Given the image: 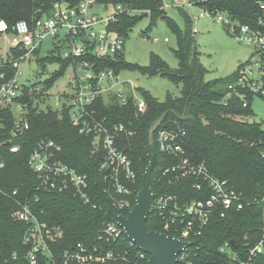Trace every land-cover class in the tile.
Instances as JSON below:
<instances>
[{
  "label": "built area",
  "instance_id": "built-area-1",
  "mask_svg": "<svg viewBox=\"0 0 264 264\" xmlns=\"http://www.w3.org/2000/svg\"><path fill=\"white\" fill-rule=\"evenodd\" d=\"M255 1L258 13L252 16L251 22H242L229 11L200 7L199 14V17L221 23L237 42L254 48L251 58L239 66L235 81L228 86L229 97L240 98L243 107L250 104L249 94L264 98V0ZM97 3V0H81L76 5H70L65 1H56L50 15L40 17L32 24L20 20L12 29L6 20L0 19V37H4L10 47L7 52L0 51V66L11 65L13 69L11 76L7 75L5 69L0 73L3 80L0 86V110L7 109L14 116L13 137L30 128L28 100L37 111L67 110L79 133L86 137L93 136L91 154L101 156L99 169L103 175L104 193L110 204L105 215L111 209L127 216L136 204L138 192L134 197V186L137 173L119 141L121 134L132 136L135 131L131 125L123 122L108 126L106 118L100 116L96 102L103 98L107 104L116 98L120 104L126 105L131 99L138 113L146 112L147 103L138 95L132 80L124 81L113 67L101 66V61L114 59L124 52V37L110 29L123 7H113L114 12L103 17L90 11ZM191 6L198 5L195 3ZM47 39L53 44L47 55L71 59L73 71L68 88L55 95L54 103L49 102L51 86L47 87L46 81L59 67L49 76H45V70L39 72L40 78L35 81L21 80V62L33 54H39ZM13 49L22 53L14 57ZM257 123L264 128V120ZM185 137V129L181 127L160 126L154 134L158 155L161 153L174 160L173 164L164 168L162 174L168 177L170 184L193 178L192 188L198 192L197 196H189L186 192L157 194L153 190L156 198L150 215L153 214L161 225L162 230L159 231L191 242L178 255L177 264H190L189 248L193 245L190 238L200 235L214 216L225 217L230 212L260 204L262 223L257 240L254 243L247 241L244 246L227 240L219 248L227 264H255L258 257L264 256V194L261 198L248 199L228 179L213 174L204 162L191 160L184 148ZM8 141L11 152L20 150V145ZM62 150L54 139L45 137L39 139L30 152L28 163L37 179L33 189L35 196L34 199L28 197L18 201L19 208L13 212V218L27 226L23 236L26 252L21 257L19 252L14 251L10 260L16 264H107L121 257V254L104 244L117 242L123 237L128 239L131 247L138 248V256L147 258V253L129 239L120 223L107 216L98 234L97 244L78 241L70 248L57 251L56 245L63 239L64 229L50 224L43 218V211L35 209L34 204L40 200L38 193H70L85 205L98 206L91 193L89 175L63 160L60 157ZM4 166L1 160L0 168ZM18 194L19 189H14L12 195Z\"/></svg>",
  "mask_w": 264,
  "mask_h": 264
},
{
  "label": "trees",
  "instance_id": "trees-1",
  "mask_svg": "<svg viewBox=\"0 0 264 264\" xmlns=\"http://www.w3.org/2000/svg\"><path fill=\"white\" fill-rule=\"evenodd\" d=\"M56 1H65L76 5L81 0H0V19L6 20L11 29L20 20L32 24L40 17L51 14ZM196 5L210 10L229 11L242 22L253 21L252 16L258 13L255 0H196ZM105 7L121 5L123 11L117 14V20L110 29L126 37L129 31L142 18L144 13L150 17V25L162 18L175 34L177 47L172 51L178 59L176 69L157 54L151 55L149 65L127 62L123 52L114 59L103 60L101 66L113 67L117 74L123 69L138 70L143 74L166 76L182 86L179 97L169 95L165 101H159L149 92L144 91L147 110L136 112L130 99L122 105L114 98L105 103L103 98L97 100L101 117L106 118L108 126L125 123L135 131L132 136L120 135L119 145L125 150L137 173L134 186V197L140 189L141 182L152 157L149 131L153 123L165 114L161 127L184 128L186 132L184 148L188 157L195 162H204L210 171L242 191L246 198H261L264 194V128L251 121L254 112L251 106L252 95L249 94V106L243 107L237 96L229 97V84L235 81L233 73L227 77L206 81V69L200 61L199 52L191 28V17L188 12L179 8L186 27H182L170 16L165 7V0H97ZM14 57L22 52L12 50ZM41 58L40 60H42ZM49 62L62 64L46 81L51 86L62 73L71 59L47 55ZM45 61V60H44ZM46 61V62H47ZM13 74L11 65L0 66ZM3 80L0 78V86ZM29 101L28 121L30 128L13 137L14 116L11 111L0 110V161L5 166L0 168V264H16L10 260L14 251L23 257L26 246L23 236L27 226L13 218V212L19 208L18 201L33 198L37 179L29 166L28 158L36 142L41 138H52L62 146L60 157L80 172L87 173L91 182V193L97 208L83 204L70 193H38L40 200L34 204L35 209L43 211V218L52 225L64 229V237L57 243V251L72 247L78 241L89 245L97 244L98 234L106 220L105 212L109 208V198L104 193L103 175L99 169L101 156L91 154L93 136L86 137L79 133L71 122L67 110L37 111ZM11 140L20 145L18 152H11L5 142ZM171 157L159 153L152 175L151 186L157 194L183 193L197 196L193 188V178H187L177 184H170L164 176L165 167L173 164ZM14 189L19 194L13 196ZM34 199V198H33ZM262 223V205L246 207L238 212H230L225 217L214 216L209 225L198 236H192L189 248L190 264H227L225 256L219 251L227 240H234L238 246L247 241L254 243L260 235ZM149 230H162L159 222L151 214L147 219ZM247 237V240H246ZM121 257L107 264H146L147 258L138 256V248L131 247L126 238L117 242L104 244ZM255 264H264V256L257 258Z\"/></svg>",
  "mask_w": 264,
  "mask_h": 264
},
{
  "label": "rangeland",
  "instance_id": "rangeland-1",
  "mask_svg": "<svg viewBox=\"0 0 264 264\" xmlns=\"http://www.w3.org/2000/svg\"><path fill=\"white\" fill-rule=\"evenodd\" d=\"M165 2L167 3V13L175 18L183 28L186 27V24L179 8L187 11L191 17V28L194 31V40L200 61L207 70L206 81L224 78L236 73L239 66L248 61L253 55L254 48L237 42L221 23L207 17H199L201 8L191 6L197 2L196 0H165ZM90 11L107 17L114 12V8H107L103 4L97 3L91 7ZM150 22V17H142L129 31L128 35L124 37L123 54L125 60L147 66L150 63L151 55L157 54L170 68H178V59L172 51V48L177 47L175 34L162 18L158 19L152 26ZM156 38L158 39L157 42L154 41ZM166 38L169 40L166 41ZM8 45L7 40L0 37V51L7 52V50H10ZM52 47L51 40L47 39L39 54H33L21 62L22 81H35L40 78L38 73L44 70L46 71L45 76H49L58 67L61 70L62 64L46 60L47 53ZM41 58L43 59L40 60ZM118 76L124 81L132 80L137 87L138 95L143 98H145L142 94L144 91L149 92L159 101H165L169 95L179 97L182 92V86L166 76L143 74L138 70L131 69L121 70ZM72 78V67L68 64L51 85L49 102H55V95L66 90ZM251 106L254 116L250 120L257 122L264 120V98L258 95L254 96L251 100Z\"/></svg>",
  "mask_w": 264,
  "mask_h": 264
},
{
  "label": "water",
  "instance_id": "water-1",
  "mask_svg": "<svg viewBox=\"0 0 264 264\" xmlns=\"http://www.w3.org/2000/svg\"><path fill=\"white\" fill-rule=\"evenodd\" d=\"M146 16H148L147 12L142 15V17ZM164 118L165 114L153 123L149 131L152 157L137 193L135 206L127 216L119 215L111 209L106 214L107 218L118 221L129 239L136 243L142 251L149 254L146 264H177L178 255L186 246L191 245V242L187 240L165 234L159 230H149L147 226V219L153 210L156 198L151 186L153 171L158 159L154 134L161 126ZM9 143L7 141L6 145H9ZM232 243L234 244L235 241L232 240Z\"/></svg>",
  "mask_w": 264,
  "mask_h": 264
}]
</instances>
